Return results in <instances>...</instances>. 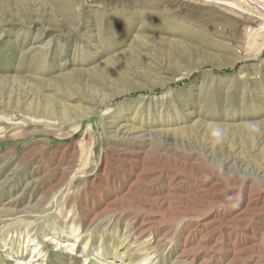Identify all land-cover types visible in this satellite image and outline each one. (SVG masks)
Returning <instances> with one entry per match:
<instances>
[{
  "label": "rangeland",
  "instance_id": "1",
  "mask_svg": "<svg viewBox=\"0 0 264 264\" xmlns=\"http://www.w3.org/2000/svg\"><path fill=\"white\" fill-rule=\"evenodd\" d=\"M177 1L0 0V264H264V0Z\"/></svg>",
  "mask_w": 264,
  "mask_h": 264
},
{
  "label": "bare ground",
  "instance_id": "2",
  "mask_svg": "<svg viewBox=\"0 0 264 264\" xmlns=\"http://www.w3.org/2000/svg\"><path fill=\"white\" fill-rule=\"evenodd\" d=\"M164 2H166L167 4H169L171 6H175V5L180 4V2L177 0H164ZM65 6L68 7L69 11L72 9V3L66 2ZM210 14L211 13H209V15H207V16H211ZM63 18L64 19H62V21L63 20L65 21V20H68L69 17L67 15V16H64ZM224 18H226V17H224ZM254 20L248 19V20L242 21L240 23L237 20L226 18V21H225L226 22L225 28H227V29L229 28L231 30V32H238L239 29H241L243 31L242 38H240V41H239V43L241 44L240 51H242L243 55L246 56L247 59L258 58L263 53V50H264V41H262L261 45L258 42V40L262 36H264V24L263 23L256 24L257 22H255V21H257V20H255V21ZM164 23H167V22L165 21V22H163V24ZM158 24H159V22H158ZM242 57L243 56H238V58H236V61H237V59L238 60L243 59ZM70 114H71L70 112H64L59 121H62V122L66 121L67 120L66 118ZM46 118H48V117H46ZM82 118H83V116H82ZM45 121L51 124V121H49V120H45ZM129 134H132V133L129 132Z\"/></svg>",
  "mask_w": 264,
  "mask_h": 264
},
{
  "label": "clouds",
  "instance_id": "3",
  "mask_svg": "<svg viewBox=\"0 0 264 264\" xmlns=\"http://www.w3.org/2000/svg\"><path fill=\"white\" fill-rule=\"evenodd\" d=\"M208 131L214 142H221L223 138V130L219 124H217L216 122H209Z\"/></svg>",
  "mask_w": 264,
  "mask_h": 264
}]
</instances>
